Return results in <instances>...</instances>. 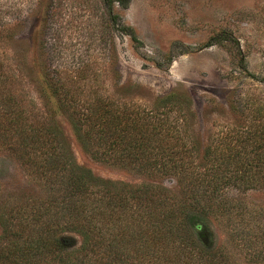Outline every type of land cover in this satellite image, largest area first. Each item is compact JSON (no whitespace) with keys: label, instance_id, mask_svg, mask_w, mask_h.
<instances>
[{"label":"rangeland","instance_id":"obj_1","mask_svg":"<svg viewBox=\"0 0 264 264\" xmlns=\"http://www.w3.org/2000/svg\"><path fill=\"white\" fill-rule=\"evenodd\" d=\"M122 1L114 3L112 19L104 0H0V115L17 101L28 128L38 126L46 110L56 112L65 94L51 92L48 78L54 70L65 83L67 74L73 76L84 95L98 89L115 101L148 109L177 92L189 113L190 130L203 144L228 126L238 130L253 122L264 125V0H128L127 7ZM122 25L131 27L138 40L125 34ZM80 65L89 66L86 75L70 71ZM57 119L73 161L97 178L178 191L173 177L94 157L77 139L69 116L59 114ZM46 189L43 180L31 176L0 144V246L7 241L13 207L28 196L46 195ZM237 197L253 207L264 206V190ZM250 214L247 227L258 234L264 213L254 218ZM206 224L204 241L210 249L225 250L232 264H264L249 258L252 249L264 247L261 239L248 247L230 237L224 219L210 218ZM56 234L66 253L80 250L77 232Z\"/></svg>","mask_w":264,"mask_h":264},{"label":"trees","instance_id":"obj_2","mask_svg":"<svg viewBox=\"0 0 264 264\" xmlns=\"http://www.w3.org/2000/svg\"><path fill=\"white\" fill-rule=\"evenodd\" d=\"M104 1L113 19L116 0ZM127 2L122 5L127 7ZM122 26L138 40L131 27ZM86 66L70 71L86 75ZM51 72V92L65 94L56 112L46 110L39 125L28 128L17 101L0 115V144L47 187L46 195L28 196L13 207L0 264H232L225 250L210 249L204 241L210 218L224 219L230 237L248 247L258 239L264 243V228L254 234L247 227L250 213L252 218L263 214L264 206L253 207L237 197L264 190V125L253 122L238 130L228 126L203 144L191 132L189 113L177 92L148 109L115 101L98 89L84 95L73 76L67 74L65 83L59 71ZM59 114L69 116L77 139L94 157L173 177L178 191L97 178L73 161ZM66 229L82 237L74 255L65 252L56 234ZM249 258L264 262V247L252 249Z\"/></svg>","mask_w":264,"mask_h":264}]
</instances>
